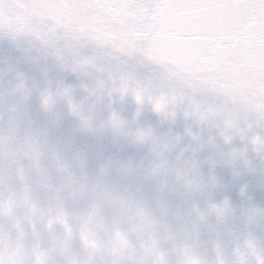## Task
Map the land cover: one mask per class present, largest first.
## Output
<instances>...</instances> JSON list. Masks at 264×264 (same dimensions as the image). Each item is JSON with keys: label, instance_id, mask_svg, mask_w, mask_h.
Instances as JSON below:
<instances>
[{"label": "clouds", "instance_id": "1", "mask_svg": "<svg viewBox=\"0 0 264 264\" xmlns=\"http://www.w3.org/2000/svg\"><path fill=\"white\" fill-rule=\"evenodd\" d=\"M0 264H264V0H0Z\"/></svg>", "mask_w": 264, "mask_h": 264}]
</instances>
